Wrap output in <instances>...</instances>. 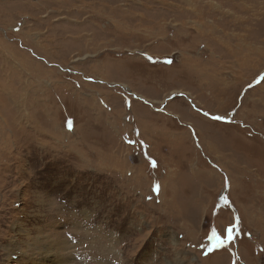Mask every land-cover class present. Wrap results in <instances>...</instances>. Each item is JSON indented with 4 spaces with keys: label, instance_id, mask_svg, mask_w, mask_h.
<instances>
[{
    "label": "rangeland",
    "instance_id": "rangeland-1",
    "mask_svg": "<svg viewBox=\"0 0 264 264\" xmlns=\"http://www.w3.org/2000/svg\"><path fill=\"white\" fill-rule=\"evenodd\" d=\"M231 258L264 264V0H0V264Z\"/></svg>",
    "mask_w": 264,
    "mask_h": 264
},
{
    "label": "crops",
    "instance_id": "crops-1",
    "mask_svg": "<svg viewBox=\"0 0 264 264\" xmlns=\"http://www.w3.org/2000/svg\"><path fill=\"white\" fill-rule=\"evenodd\" d=\"M136 110H137V108H136ZM140 114V113H139ZM139 114H137V119H136V116H135V118H134V123H136V120L138 121V116H139V118H140V115ZM132 125V124H131ZM150 127H152V130L148 133V132H143V129H142V132H143V136H145V139L144 140H146L147 142H148V140H150V142L152 143V148H154L155 147V144L153 143V138H155L156 139V137H155V135H157V134H163L164 133V127H159L158 125H152V126H150ZM168 130V129H167ZM139 131H140V133H139V136H140V134H141V128L139 129ZM178 134H180V132L178 131L177 132ZM186 131L184 130L183 132H182V134L181 135H185L186 136ZM178 134H176V135H178ZM160 136V135H159ZM161 138H162V141H163V143L162 144H164V140H163V137L162 136H160ZM174 142V141H173ZM176 143V142H175ZM174 143V144H175ZM178 144V143H177ZM205 144H206V146H207V148H209V143L208 142H206L205 141ZM154 145V146H153ZM164 166H166L167 167V169H168V171H169V174H170V177H171V181H175V180H177V179H180L181 178V176L183 175L182 173H181V169L179 168V167H177L176 165H179L178 163L177 164H173V162H171V163H165V164H163ZM172 168V169H171ZM172 178H174V179H172ZM182 182H180V184H181ZM158 184H160V183H158ZM171 184H172V182H171ZM177 188H179V186H176ZM169 191H171V193H173L174 191L172 190V187H169ZM173 195V194H172ZM232 263V258H231V261H230V264Z\"/></svg>",
    "mask_w": 264,
    "mask_h": 264
},
{
    "label": "bare ground",
    "instance_id": "bare-ground-1",
    "mask_svg": "<svg viewBox=\"0 0 264 264\" xmlns=\"http://www.w3.org/2000/svg\"><path fill=\"white\" fill-rule=\"evenodd\" d=\"M188 123V122H187ZM239 216H240V214H239ZM49 247L48 248H46L45 250H46V252H45V255H42V254H44L41 250H40V252L38 251V256H40L41 258H45V257H48L49 256V253L51 252V250L50 249H54V252L55 253H57V251L61 248V247H65L66 245H65V243L64 242H60V243H58V245H56V244H52V245H48ZM123 248V247H122ZM19 249V248H18ZM109 253V252H108ZM114 253V252H113ZM105 254H107V252L105 253ZM114 255V254H113ZM116 257V256H115ZM124 261V260H123ZM121 262V261H120ZM126 262V261H125ZM250 263V262H249ZM123 264V263H122Z\"/></svg>",
    "mask_w": 264,
    "mask_h": 264
},
{
    "label": "snow or ice",
    "instance_id": "snow-or-ice-1",
    "mask_svg": "<svg viewBox=\"0 0 264 264\" xmlns=\"http://www.w3.org/2000/svg\"><path fill=\"white\" fill-rule=\"evenodd\" d=\"M168 63H171V61H168Z\"/></svg>",
    "mask_w": 264,
    "mask_h": 264
}]
</instances>
